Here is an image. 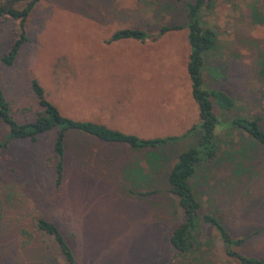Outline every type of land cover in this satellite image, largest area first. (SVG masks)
<instances>
[{"label":"rangeland","instance_id":"rangeland-1","mask_svg":"<svg viewBox=\"0 0 264 264\" xmlns=\"http://www.w3.org/2000/svg\"><path fill=\"white\" fill-rule=\"evenodd\" d=\"M200 20L215 33L202 80L234 100L232 116L258 117L264 129V0H212ZM186 23L176 0H38L16 59L0 65V90L20 123L39 110L34 79L66 118L142 139L180 137L198 122L186 74ZM161 26L180 29L158 35ZM126 28L146 39L110 41ZM16 34L14 20L0 21V57ZM53 137L13 141L0 151V264H67L51 238L34 229L39 216L66 237L75 264H239L203 225L191 254L175 255L168 244L179 219L167 171L196 147L195 134L130 150L67 132L57 186ZM217 142V158L198 168L192 191L202 213L244 238L237 252L264 255L263 152L240 132L223 130ZM21 230L31 234L26 246Z\"/></svg>","mask_w":264,"mask_h":264},{"label":"trees","instance_id":"trees-1","mask_svg":"<svg viewBox=\"0 0 264 264\" xmlns=\"http://www.w3.org/2000/svg\"><path fill=\"white\" fill-rule=\"evenodd\" d=\"M183 3L187 23V43L189 46L186 74L190 82L191 97L197 106L196 125H193L180 137H156L151 139L138 138L105 127L102 124L89 121H75L62 116L58 110L48 102L42 88L31 79L30 88L36 98L39 110L30 121L18 122L0 90V123L5 127V133L0 136V151L13 141L35 142L45 133L53 132L51 147V161L55 175V186L62 179L64 138L67 132H76L97 139L109 145H122L130 150L156 148L164 144L175 143L190 135L196 136V147L177 155L167 171V192L175 199L178 210V223L168 235V244L175 255L191 254L195 245L199 246V228L203 225L215 231L216 238L221 243L224 254L235 259L239 264H264V255L248 257L237 252L244 238H233L219 221L207 213H202L198 197L192 191L190 181L196 175L198 168L211 163L218 156L217 135L225 132H240L258 145L264 161V129L259 118L254 116H232L234 100L224 91L206 85L201 77V69L205 55L211 51L215 43V33L200 20L201 10L207 9L212 0H176ZM38 0H8L0 1V21L12 19L17 25L16 37L12 40L7 51L0 57V65L10 67L18 55L21 44L25 41L24 25L26 19ZM20 5V8H17ZM180 26H161L158 35H163ZM157 35V37H158ZM154 37L153 40L157 39ZM146 39L144 31L135 29H121L110 36V41ZM231 115V116H230ZM216 136V141H215ZM149 192L142 193L147 195ZM201 220V222H200ZM33 227L36 231L51 238L59 253L67 264H75V259L66 237L55 224L44 217L34 219ZM21 246L28 245L31 234L26 230L19 232ZM197 243V244H196Z\"/></svg>","mask_w":264,"mask_h":264}]
</instances>
